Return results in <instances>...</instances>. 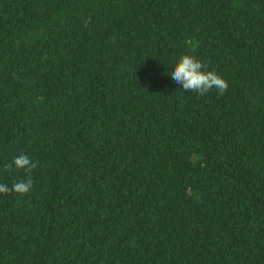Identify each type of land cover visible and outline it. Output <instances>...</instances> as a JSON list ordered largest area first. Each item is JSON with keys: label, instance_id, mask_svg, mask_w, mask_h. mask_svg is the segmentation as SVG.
<instances>
[{"label": "trees", "instance_id": "obj_1", "mask_svg": "<svg viewBox=\"0 0 264 264\" xmlns=\"http://www.w3.org/2000/svg\"><path fill=\"white\" fill-rule=\"evenodd\" d=\"M21 153L0 264H264V0H0V183Z\"/></svg>", "mask_w": 264, "mask_h": 264}, {"label": "clouds", "instance_id": "obj_2", "mask_svg": "<svg viewBox=\"0 0 264 264\" xmlns=\"http://www.w3.org/2000/svg\"><path fill=\"white\" fill-rule=\"evenodd\" d=\"M170 77L184 91L195 92L201 96L213 89L218 90L219 95H223L228 87L226 81L215 71L205 70L203 63L194 56L187 54L180 56L175 62ZM13 166L18 170H23L28 178L15 181L11 186L0 183V194L25 195L33 187L31 173L37 167V162L30 159L28 155L21 153L13 158L11 164H5L4 169L8 171Z\"/></svg>", "mask_w": 264, "mask_h": 264}]
</instances>
